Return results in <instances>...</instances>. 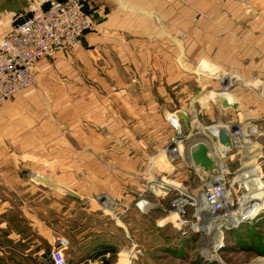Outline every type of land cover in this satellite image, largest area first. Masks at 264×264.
<instances>
[{
  "label": "crops",
  "instance_id": "obj_1",
  "mask_svg": "<svg viewBox=\"0 0 264 264\" xmlns=\"http://www.w3.org/2000/svg\"><path fill=\"white\" fill-rule=\"evenodd\" d=\"M48 2L0 0V40L16 21L45 8ZM84 8L94 21V28L84 34L82 45L37 62L33 69L34 85L0 104V125L7 132L0 146L8 148L6 155H0V164H4L0 165V179L6 182V186L0 183V195H6L0 200V264H53L51 250L61 238L67 240L64 255L69 264H115L120 261V253L127 250V218H103L101 208L95 202L86 203L73 187L61 181L62 175H54L58 182L50 179L51 174L41 176L46 183L51 181L73 190L79 198L45 183L40 188L16 186L17 182L10 188V178L16 179L10 171L15 152L24 163H71L72 172L85 168L89 174V167L78 164L104 162L105 156L109 157L111 115L168 114L153 131L162 127L168 135V130L170 136L176 135L173 124L179 127V122L174 123L172 117L179 110L171 111L168 103L158 100H168L169 90L163 92L164 84L177 80L173 53L169 59V52L175 49L170 36L238 34L239 19H247L251 22L246 27L247 34L262 35L264 51V22L262 26L256 25L259 19L264 20V0H84ZM208 19L222 21L214 23L217 26H207ZM158 52H163L160 59ZM222 76L233 79V85L239 80L234 75ZM222 81L221 77V84ZM250 81L254 83L255 79ZM256 81L261 82L262 95L264 80ZM222 94L233 98L223 88L207 92L204 104L212 98L223 104L227 100ZM49 101H54L58 108H51L54 102ZM227 108L219 105L217 110ZM67 113L69 124L63 117ZM181 119L186 123V117ZM219 125L229 126L219 122L200 129L209 132V128ZM120 126L127 131L125 122H119L117 127ZM139 131L142 132L141 128ZM200 140L199 144H207ZM96 147L106 149L100 152ZM216 147L218 153L212 149L211 155L220 160L223 154ZM46 188L59 192L53 201L46 197L50 193ZM10 196L17 198L10 201ZM144 219L148 229L159 225L151 215ZM129 224L138 228L142 222L140 219L137 224ZM136 254L128 252V262L132 260L133 264ZM114 257L116 262L112 261Z\"/></svg>",
  "mask_w": 264,
  "mask_h": 264
},
{
  "label": "rangeland",
  "instance_id": "obj_2",
  "mask_svg": "<svg viewBox=\"0 0 264 264\" xmlns=\"http://www.w3.org/2000/svg\"><path fill=\"white\" fill-rule=\"evenodd\" d=\"M207 21V26H210L222 20ZM263 22V19H259L256 25L262 26ZM250 23V20L239 19L238 34L170 36L175 49L169 52V59L173 53L177 80L174 84H164L163 92L169 90L168 100H158L168 103L169 109L173 108L171 111L186 113V123L183 119L178 120V128L183 135L177 150L180 152L179 157L171 159L166 153L175 134L170 136L171 131L168 130V135L161 130L162 127L157 132L153 131L159 126V120L164 117L167 119L168 114H116L111 115L109 157L105 156L104 162L78 164L80 167H89V174L84 171L85 168L72 172L71 163H24L21 155L15 152L10 171L13 170L16 179L10 178V188L17 182L16 186L44 188V182L37 181L32 175L51 174L53 177L50 179L58 182L59 179L54 178L57 173L63 176L61 181L73 187L86 203L95 202L104 212L103 218L125 216L127 250L120 253L117 258H120L119 262L113 258L115 264H132V260H127L128 252L138 254L133 264H264V205L256 202V207L250 211L242 208L253 199L246 197L248 192L242 183L243 178L257 173L264 185V98L260 93L261 82L256 81L264 80L263 36L247 34L246 27ZM158 53V59L162 58L163 52ZM223 74L239 77L229 90L236 100V109L229 107L223 111L217 110L219 105L211 99L204 104L207 92L223 89L220 82L221 77L224 79ZM252 79L256 82H251ZM50 107L58 108L55 102ZM63 117L69 124L70 114ZM94 118L97 124V116ZM119 122L128 125L127 131L122 130V126L117 127ZM219 122L229 126L241 125V131L247 136V151L245 149L238 153L237 147H233L230 154L221 156L223 160L218 159L214 172L217 174L225 170V190L230 194V202L222 200L223 204L214 211L207 207V191L211 185L209 180L216 175L211 172L208 173V181L203 178L202 171L191 162L190 150L194 142L202 139L207 142L210 152L215 149L217 154V138L210 132H202L200 126ZM4 128V125H0V140H6ZM227 136H230L229 133ZM95 149L101 152L106 148ZM7 150L6 146H0V155H6ZM0 183L6 186L4 180L0 179ZM152 184L166 187L169 192L159 194V191L152 190ZM46 190L50 192L46 197L49 196L52 201L59 194ZM5 197L0 195V200ZM14 197L17 198L10 196V201H14ZM177 198L186 201L179 211L168 205ZM112 207L115 209H108ZM150 215L159 222L156 229L149 227L151 233L144 223V218ZM235 216H238V221L230 223ZM95 219L98 220V216ZM140 219L141 227L135 228L129 224H137ZM220 222L225 224L219 226ZM111 228L116 229L112 224Z\"/></svg>",
  "mask_w": 264,
  "mask_h": 264
},
{
  "label": "built area",
  "instance_id": "obj_3",
  "mask_svg": "<svg viewBox=\"0 0 264 264\" xmlns=\"http://www.w3.org/2000/svg\"><path fill=\"white\" fill-rule=\"evenodd\" d=\"M93 28L94 21L84 8V0H49L45 8L32 11L28 17L14 24L0 40V104L32 86L37 62L48 60L58 52L78 49L84 34ZM232 126L231 142L236 147L235 144L243 139H240L243 132L239 125ZM177 141H182V138L174 135L166 148L171 159L179 157ZM212 187L207 191L209 204L214 200ZM213 188H217L213 190L216 194L226 192L220 186ZM66 246L67 240L61 238L52 248L53 264H69L64 255Z\"/></svg>",
  "mask_w": 264,
  "mask_h": 264
},
{
  "label": "bare ground",
  "instance_id": "obj_4",
  "mask_svg": "<svg viewBox=\"0 0 264 264\" xmlns=\"http://www.w3.org/2000/svg\"><path fill=\"white\" fill-rule=\"evenodd\" d=\"M222 84H223L224 92L228 93V91L230 90L231 86L233 85V79H231V78H224L223 81H222ZM262 95L264 96V92H263ZM222 96H224V99L227 100V101H224L223 104L221 102L216 101L215 99L213 100V98H212V101L215 102L216 104H219L220 106H226L227 104L229 105V104H233L234 103L233 98L230 97L229 94H222ZM183 116L186 117V115L184 113H182V111H177L176 113L173 114V117H172L173 119L172 118H170V119H172L174 121V123H177L178 120H179V118H182ZM176 126H178V125L176 124ZM228 127L229 126L224 127V125H219L218 127L209 128V132L213 136L228 135V129H229ZM232 127H234V126H232ZM231 135L232 134H231V126H230V136H229L230 139L232 137ZM245 136H244V134H243V136L240 134V139L242 137H243V139H242V141L237 142V144H235L236 147H237L238 153H242V151H244L245 149L247 151V145H245V143L247 142V139H246L247 136L246 137ZM181 142L182 141H177V144H178L177 147H179V145L181 144ZM217 145L220 148L222 154H224L225 156H227L228 154L226 153V148L224 146L219 145V144H217ZM200 146H206L207 147V144L206 145L205 144H201ZM238 147H240V149ZM231 148H233V144H232ZM178 150H179V148H178ZM218 161L219 160H216L217 163H218ZM201 171H202L201 172L202 177L207 180L208 173L205 172V171H203V170H201ZM213 175H216V176L211 177V179L209 180L210 181V184H211L209 187H212V186L213 187L214 186H220L221 188H225V183H226L224 181V179H225L224 177H226L225 176V170H221L217 174L215 172H213ZM34 177L39 182L43 181L46 185L53 186V187H56L59 190H62V187H58L56 183L54 184L51 181H48L46 183L45 180H44V178H42V176H40L38 174H36ZM216 177H218V178H216ZM242 183H243L245 189L248 192L247 195H246V197L247 198H253L250 201L249 204L247 203L242 208L245 209L246 211H250L251 209H253V208L256 207V202H259L260 204H263L264 205V189H263V186L264 185H263L262 182H260L259 177H258V174L257 173H253L249 177H244ZM213 187H212L213 190L214 189L215 190L217 189V188H213ZM151 188H152V190H155L157 192L159 191V194H162V193H164V188L165 187H163L161 185H157V184H152L151 185ZM213 190H211V193H215L213 195V199L214 200H212L211 203L207 205V207H209L211 210L214 209V211H215V209H216L217 206L220 207L222 205V203H220V201L225 200V201H227V203L230 202V194L228 192H225V193H222V194H216V192H214ZM218 203H220V204H218ZM244 203H246V200H245ZM185 204H186V201L183 198H177V199H174V200H172L171 202L168 203V205H169L170 208L175 209V210H178V211L180 209H182L185 206ZM215 204H218V205H215ZM145 207L146 208L148 207V203H146ZM238 219H239L238 216H235L230 221V223H233L234 224V223H236L238 221ZM219 224H220L219 226H222L225 223L220 222ZM213 247H215V246H213Z\"/></svg>",
  "mask_w": 264,
  "mask_h": 264
},
{
  "label": "water",
  "instance_id": "obj_5",
  "mask_svg": "<svg viewBox=\"0 0 264 264\" xmlns=\"http://www.w3.org/2000/svg\"><path fill=\"white\" fill-rule=\"evenodd\" d=\"M226 106L231 107L233 109L237 108V103L233 104H227ZM177 130V137H182V131H180V128L176 127ZM217 142L219 145L224 146L226 148V153L230 154L232 151V142L229 136L227 135H221L217 137ZM200 140H197L194 142V144L191 145L192 149L190 150V159L194 167L199 168L200 170H203L207 173L214 172L217 168V162L214 159V157L211 155L210 149L206 146H200L201 144ZM199 145V146H198ZM190 147V148H191ZM62 192L68 196H71L73 198H79L80 196L74 192L73 190L69 188L62 187ZM164 192H169L168 188H164ZM153 207V206H152Z\"/></svg>",
  "mask_w": 264,
  "mask_h": 264
}]
</instances>
